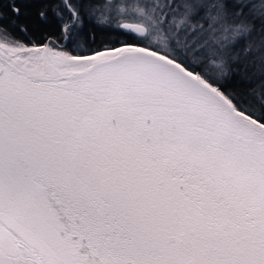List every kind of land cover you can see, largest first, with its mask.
<instances>
[{
  "label": "snow or ice",
  "instance_id": "obj_1",
  "mask_svg": "<svg viewBox=\"0 0 264 264\" xmlns=\"http://www.w3.org/2000/svg\"><path fill=\"white\" fill-rule=\"evenodd\" d=\"M0 264H264V0H0Z\"/></svg>",
  "mask_w": 264,
  "mask_h": 264
}]
</instances>
